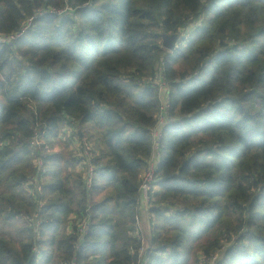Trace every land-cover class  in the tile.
Masks as SVG:
<instances>
[{
  "label": "trees",
  "instance_id": "16d2710c",
  "mask_svg": "<svg viewBox=\"0 0 264 264\" xmlns=\"http://www.w3.org/2000/svg\"><path fill=\"white\" fill-rule=\"evenodd\" d=\"M52 9L70 12L38 15ZM30 19L0 45V223L23 222L17 238L0 230V264H138L164 102L144 264H264V0H0V34ZM163 35L188 45L168 51ZM66 120L89 161L71 137L54 149ZM37 159L60 168L39 187ZM79 162L96 169L90 187Z\"/></svg>",
  "mask_w": 264,
  "mask_h": 264
},
{
  "label": "built area",
  "instance_id": "2783aa9c",
  "mask_svg": "<svg viewBox=\"0 0 264 264\" xmlns=\"http://www.w3.org/2000/svg\"><path fill=\"white\" fill-rule=\"evenodd\" d=\"M68 12H70L69 9L65 10H49L47 12H39V16H44L45 14H55L58 16H63L66 15ZM34 26V19H30L25 23V25L21 28V30L17 33L13 34H0V45L2 46H8L12 47L14 44L22 39L26 33ZM180 45H183V40H187V37L180 36ZM170 110V104L169 102H164L161 108V113L159 117V125L158 129L154 130L153 136L155 139V152L153 158L150 160L149 165L147 167V171L145 172L141 184H140V200L145 203H149L151 200L152 195L155 193L156 188H157V170L158 166L160 163V156H159V150H160V144H161V139L163 137V128L164 126L167 125V123L170 121L168 119V112ZM78 122L72 121V120H66L64 122L62 132L63 134H67L69 132H72L73 130V135L72 139L74 143H79L82 144V154L80 155V158H84L85 161H89L93 156H94V146L92 145L91 141H89L87 138H82L78 135ZM46 136V131L39 132L36 134V136L32 139L31 142V147L35 151L36 149H39L43 146V138ZM85 164L88 167V173L87 177L85 178L87 181L88 186L90 187L93 183V176L95 173V167L92 166L91 164ZM36 166L38 168V174L31 178V185H35L36 187H39V182H40V175L44 171L43 166H44V161L41 159L36 160ZM143 175V174H142ZM90 211V208H89ZM136 229H135V239L141 244V247L137 250L138 253V264H144L146 262V253L149 250V247L145 245L144 241V236H143V231L142 228L140 227V219L137 218L136 220ZM87 225H83L80 227V233L82 235H85L87 232ZM37 251V249L35 250ZM135 253V252H134ZM75 264V263H73Z\"/></svg>",
  "mask_w": 264,
  "mask_h": 264
},
{
  "label": "rangeland",
  "instance_id": "374dc122",
  "mask_svg": "<svg viewBox=\"0 0 264 264\" xmlns=\"http://www.w3.org/2000/svg\"><path fill=\"white\" fill-rule=\"evenodd\" d=\"M188 40V39H187ZM186 40V41H187ZM186 41H184L183 40V46L185 47V46H187L188 44H186ZM165 49V48H164ZM179 69H181V71L182 72H185V71H189L190 69L189 68H185L184 67V65H180L179 67H178ZM161 94L163 95V93L161 92ZM164 96V95H163ZM160 113H161V111H160ZM160 113L157 115V126H156V130L158 129V125H159V117H160ZM79 131V130H78ZM63 133V132H62ZM71 134V132L70 133H67V136L69 137V135ZM74 134V133H73ZM66 135H64V134H60V137L58 138V139H55L54 141H52L51 143H53L54 145H53V147H54V149L57 151V149H60L59 151H63L62 150V147L64 146L63 144H65L66 143V137H67ZM71 138H73L72 136H70ZM46 141V140H45ZM45 141H43V143L45 142ZM77 147H78V145H76ZM72 148L73 147H70V153L71 154H73V155H77L78 156V158H80V152H78L77 154H75V150L73 151L72 150ZM44 171H46L45 173H48L49 175H54L55 173H57V174H59L60 173V168H59V166H57V164L56 165H53V166H51V167H49L48 169L46 168ZM147 171V168L144 170V172L142 173L143 175L140 177V181H142V178H143V176H144V174H145V172ZM46 179L47 178H42L41 179V181H40V183L42 184V186L46 183ZM140 184H141V182H140ZM156 190H159V188L157 187L156 188ZM139 219H140V227L142 228V231H143V236H144V241H145V245L148 247V245H147V241H146V239H145V231H144V227H143V219H142V216H141V214H140V216H139ZM154 223H156V224H158V222H157V220H154ZM68 225H69V227H71V225H72V223H67V225H66V229H65V234L66 235H68V234H71V231H72V229H68ZM23 226V222H19V221H12L11 223H9V224H6V225H4V224H1L0 223V230L1 231H3V232H6V233H8L9 235H11L12 237H14V238H17V232H18V230L20 229V227H22ZM152 230H153V228H152ZM62 234H63V232H62ZM222 238V237H221ZM223 243V244H222ZM222 245L224 246V248H228L229 246H228V244H229V242L227 243H225V241H223V239H222ZM202 263H203V261H202Z\"/></svg>",
  "mask_w": 264,
  "mask_h": 264
},
{
  "label": "crops",
  "instance_id": "0c3cea01",
  "mask_svg": "<svg viewBox=\"0 0 264 264\" xmlns=\"http://www.w3.org/2000/svg\"><path fill=\"white\" fill-rule=\"evenodd\" d=\"M70 133V132H69ZM67 136V134H64ZM73 135V130L71 132V134L69 135L72 136ZM68 137V136H67ZM81 137H83V134L81 133ZM76 145H79V143H72V150L75 152V154L78 153L79 149ZM80 148V147H79ZM87 165L83 162H79V164H77L75 166L74 169H70V171L73 173V175L75 176H79L82 175L83 178H86V175L88 173L87 171ZM140 213L143 219V227H144V231H145V239L147 241V245L150 248L151 247V241H152V223H151V214H150V207L147 205V203L142 202L141 208H140Z\"/></svg>",
  "mask_w": 264,
  "mask_h": 264
},
{
  "label": "water",
  "instance_id": "95a60500",
  "mask_svg": "<svg viewBox=\"0 0 264 264\" xmlns=\"http://www.w3.org/2000/svg\"><path fill=\"white\" fill-rule=\"evenodd\" d=\"M180 42L181 40L179 35H163V48L168 51H174L175 49H178Z\"/></svg>",
  "mask_w": 264,
  "mask_h": 264
}]
</instances>
